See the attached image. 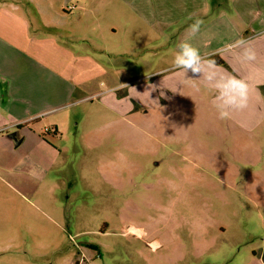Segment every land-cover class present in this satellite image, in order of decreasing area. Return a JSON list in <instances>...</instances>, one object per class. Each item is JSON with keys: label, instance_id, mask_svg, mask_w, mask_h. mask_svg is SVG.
Returning <instances> with one entry per match:
<instances>
[{"label": "rangeland", "instance_id": "374dc122", "mask_svg": "<svg viewBox=\"0 0 264 264\" xmlns=\"http://www.w3.org/2000/svg\"><path fill=\"white\" fill-rule=\"evenodd\" d=\"M2 8L29 22L50 66L68 63L51 40L84 62L64 74L65 105L17 127L47 138L37 152L0 139V264H248L264 248V122L219 119L202 87L164 105L174 27L148 25L126 0Z\"/></svg>", "mask_w": 264, "mask_h": 264}, {"label": "crops", "instance_id": "0c3cea01", "mask_svg": "<svg viewBox=\"0 0 264 264\" xmlns=\"http://www.w3.org/2000/svg\"><path fill=\"white\" fill-rule=\"evenodd\" d=\"M126 2L148 25H166L163 31L174 27L172 31L177 32L178 36L175 42L176 51L178 45L187 40L199 49L206 60L212 61L211 57L216 55L225 62L209 65V72L221 76H236L249 83V103L246 109L257 112L253 115L251 112L247 118H243L239 112H234L229 121L244 129L264 122V0H126ZM197 18L201 19L203 24L193 37L188 28ZM33 40L37 39L30 35L29 22L20 14L2 8L0 96H8L9 101L0 97V136H2L0 139L5 146L11 148L14 143L17 146L29 140L27 144L36 142L33 147L36 149L39 144L47 140L43 134L31 128L27 131L29 133L21 134L18 131L19 143H17L5 131H17V127L24 129L32 121L49 114V111L65 105L66 98H63L66 95H63L67 94L66 86L69 88V84L64 74L76 72L78 63L83 65L84 62L83 55H77L73 50L51 40L49 48H59L60 52L68 57V65L66 64L65 67L55 58L50 62V66L48 49L46 48L45 53L37 54ZM239 41L244 43H238ZM245 48L255 51V61L242 60ZM167 69L176 71L177 76L164 77L161 86L164 87V92L167 89L170 91L175 86L176 93L170 99L165 97L162 101L164 105L173 98L182 96L187 88L190 90L195 87H202L212 92L210 98L214 103L215 92L208 86L202 74L194 76L188 72L184 75L181 71L175 70L173 65L164 70ZM115 87L116 85L111 86L104 92ZM52 101H57L56 105ZM56 131H58L57 126ZM31 153L32 150L26 155L29 156ZM134 229L138 231L137 228ZM254 258L256 262H253ZM248 264H264V248L261 251L255 250L253 259L248 261Z\"/></svg>", "mask_w": 264, "mask_h": 264}, {"label": "clouds", "instance_id": "9594fccd", "mask_svg": "<svg viewBox=\"0 0 264 264\" xmlns=\"http://www.w3.org/2000/svg\"><path fill=\"white\" fill-rule=\"evenodd\" d=\"M202 24L203 21L197 18L189 25L188 31L193 37L200 31ZM238 43L242 44L244 41H239ZM255 59V51L251 48H245L242 53V60L252 62ZM209 65L214 66V62L206 60L199 49L194 47L189 41H182L178 45V51L174 56L173 68L181 71L184 75L188 72H191L194 76L202 74L208 86L215 92L214 104L218 112V118L221 120L230 119L234 112L243 111L248 107L249 83L245 79L237 78L236 76H221L214 72H209ZM101 87H104L103 83ZM119 89L117 88L114 91ZM196 90L199 91L198 88Z\"/></svg>", "mask_w": 264, "mask_h": 264}, {"label": "trees", "instance_id": "16d2710c", "mask_svg": "<svg viewBox=\"0 0 264 264\" xmlns=\"http://www.w3.org/2000/svg\"><path fill=\"white\" fill-rule=\"evenodd\" d=\"M211 60L213 61V62H215L216 64H224L225 62L221 59V58H219L218 56H212L211 57Z\"/></svg>", "mask_w": 264, "mask_h": 264}, {"label": "water", "instance_id": "95a60500", "mask_svg": "<svg viewBox=\"0 0 264 264\" xmlns=\"http://www.w3.org/2000/svg\"><path fill=\"white\" fill-rule=\"evenodd\" d=\"M17 134H18V131H13L9 135H10V137L14 138L17 141V143H19V139L17 138Z\"/></svg>", "mask_w": 264, "mask_h": 264}, {"label": "flooded vegetation", "instance_id": "af4514ba", "mask_svg": "<svg viewBox=\"0 0 264 264\" xmlns=\"http://www.w3.org/2000/svg\"><path fill=\"white\" fill-rule=\"evenodd\" d=\"M17 130V129H16ZM18 131V130H17Z\"/></svg>", "mask_w": 264, "mask_h": 264}]
</instances>
